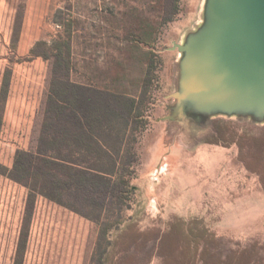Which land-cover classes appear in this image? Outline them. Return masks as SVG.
I'll return each mask as SVG.
<instances>
[{
	"label": "rangeland",
	"instance_id": "rangeland-1",
	"mask_svg": "<svg viewBox=\"0 0 264 264\" xmlns=\"http://www.w3.org/2000/svg\"><path fill=\"white\" fill-rule=\"evenodd\" d=\"M161 6V0H0V264H101L106 239L100 227L119 219L116 206L101 210L81 202L89 220L48 200L41 191L51 185L34 168L26 170L24 158L37 150L68 156L59 143L64 122L47 102L60 81L136 95L152 56L161 67L152 72L158 81L135 134L132 185L138 188L151 140L164 135L165 145L183 155L189 169L202 166L209 181L203 184L211 191L208 217L187 219L194 233L206 228L214 237L200 244L207 245L205 264H264V216L256 218L264 210V91L204 84L184 101L190 77L183 82L186 55L178 47L207 38L215 11L210 0H184L175 20L160 27ZM151 29L156 40L144 42ZM216 140L230 147L197 145ZM239 158L261 176L263 187ZM142 194H132L126 203L131 210L121 214L137 226L119 242L111 264H162L151 235L177 219L147 213ZM176 255L180 264L182 255Z\"/></svg>",
	"mask_w": 264,
	"mask_h": 264
},
{
	"label": "trees",
	"instance_id": "trees-1",
	"mask_svg": "<svg viewBox=\"0 0 264 264\" xmlns=\"http://www.w3.org/2000/svg\"><path fill=\"white\" fill-rule=\"evenodd\" d=\"M183 1L161 0L160 27L175 20ZM143 37L144 42L156 40L152 29L145 31ZM65 46L70 50L68 43ZM62 47L58 43L55 48L59 56ZM160 67L161 63L156 62L153 56L148 59L144 78L136 95L107 87H85L60 81L57 88L51 89L47 102L49 111L64 122L59 143L63 149L60 150L66 151L68 156H50L40 150L35 152L36 155L25 154L23 167L26 170L34 168L35 176H42L51 185L49 191H41V195L48 200L89 220L94 219L82 211L79 207L81 202L101 210L116 206L119 219L100 227L101 235L106 239L100 255L101 264H111L109 262L118 254L119 242H123L133 227L137 226L136 220L132 217L122 219L121 214L124 208L131 210L126 203L132 194L139 191L131 183L135 178V165L138 162L133 144L136 132L144 126L143 109L147 94L158 81L152 76V72ZM204 143L228 146L220 140ZM234 144L238 146L240 155V145ZM239 161L262 184L261 176L240 158ZM19 164L20 162H16L15 168ZM67 199H72L76 205H68L65 202ZM176 219L175 222H167V230L164 232L153 231L151 235L157 241V252L162 264H179L176 262L177 251L182 255L180 264H196L197 260L205 264L207 245L204 242L200 247V244L206 240L211 242L214 237L206 228L194 233L188 226L187 219L179 216ZM150 234L139 231L138 236L147 238Z\"/></svg>",
	"mask_w": 264,
	"mask_h": 264
},
{
	"label": "water",
	"instance_id": "water-1",
	"mask_svg": "<svg viewBox=\"0 0 264 264\" xmlns=\"http://www.w3.org/2000/svg\"><path fill=\"white\" fill-rule=\"evenodd\" d=\"M210 6L215 11L210 35L194 47H178L186 55L183 82L190 77L184 101L204 84L264 91V0H210Z\"/></svg>",
	"mask_w": 264,
	"mask_h": 264
},
{
	"label": "crops",
	"instance_id": "crops-1",
	"mask_svg": "<svg viewBox=\"0 0 264 264\" xmlns=\"http://www.w3.org/2000/svg\"><path fill=\"white\" fill-rule=\"evenodd\" d=\"M199 144L207 143L199 142L197 145ZM208 145L225 147L221 144ZM230 145L237 146L234 143ZM150 147V152L142 158V167L139 173L137 172L138 177L135 179L136 181L140 180L137 186L145 198V211L152 216L174 215L184 219L207 218L208 210L212 206L210 203L212 199L209 197L211 193L209 187L203 186L209 182L208 180L204 181L202 177L205 176L202 171L203 167L196 165L197 168L189 169L184 156L175 155L174 148L165 145L164 135H159L151 140ZM228 147L230 146L226 148ZM237 150L239 155L238 147ZM194 155H197V149ZM208 156L212 155L207 154L205 160L209 159ZM159 162L162 163L158 168H155ZM191 171L192 173H190ZM157 174H160V177L154 181V176ZM254 176L257 178L255 174ZM235 194H239V192L237 191ZM262 212H259V215L256 214V218L262 214L264 216V210ZM234 221L235 219L233 223ZM235 223L240 224V220H236Z\"/></svg>",
	"mask_w": 264,
	"mask_h": 264
},
{
	"label": "built area",
	"instance_id": "built-area-1",
	"mask_svg": "<svg viewBox=\"0 0 264 264\" xmlns=\"http://www.w3.org/2000/svg\"><path fill=\"white\" fill-rule=\"evenodd\" d=\"M159 177H160V174L155 175L154 176V181H157Z\"/></svg>",
	"mask_w": 264,
	"mask_h": 264
}]
</instances>
